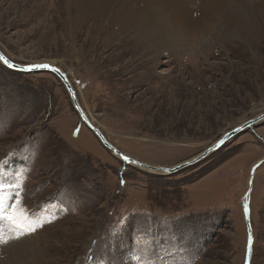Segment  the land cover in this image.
Instances as JSON below:
<instances>
[{
  "label": "rangeland",
  "instance_id": "rangeland-1",
  "mask_svg": "<svg viewBox=\"0 0 264 264\" xmlns=\"http://www.w3.org/2000/svg\"><path fill=\"white\" fill-rule=\"evenodd\" d=\"M69 1L0 0V51L59 68L125 157L171 168L264 113V0H245L255 26L240 37L207 33L186 49L134 40L144 14L147 32H169L147 0L124 2L123 17L118 0H94L81 20ZM184 1L195 19L197 0ZM231 1L208 31L236 13ZM231 19L234 31L242 17ZM0 161V196L18 191L43 225L15 239L0 223V264H264V121L193 166L152 174L104 149L55 76L0 63Z\"/></svg>",
  "mask_w": 264,
  "mask_h": 264
},
{
  "label": "bare ground",
  "instance_id": "bare-ground-1",
  "mask_svg": "<svg viewBox=\"0 0 264 264\" xmlns=\"http://www.w3.org/2000/svg\"><path fill=\"white\" fill-rule=\"evenodd\" d=\"M126 1L128 0H118V8L114 9L112 12L120 17L125 16L126 15L125 11L127 10L123 6V3ZM71 2H74L75 6L77 7L79 20H81L83 19V15L87 14L90 7H92L91 5L94 2V0H71ZM71 2L69 1V4ZM231 2H232V9L236 11V13L235 14L229 13L228 19L221 17L223 20L220 21L218 25L215 26L211 25L214 28L211 31H208L207 29L210 26V22H212V18L221 15L220 11L222 12V9L224 7V0H197L195 2V6H196L195 8H197V11L194 14L195 19L193 18V20L183 19V17L185 16L184 14H186L184 12V9L186 8V3L184 0H147V2L144 1L142 3L144 9L158 8V10L161 12V15L159 17L166 20L169 19L170 22L169 32L161 36L160 38L157 36V31L155 28H153L154 32L152 31L147 32L148 21L146 15L144 14V19L146 20V22L136 25L137 27L135 25L132 26V29L133 28L136 29L134 30L135 34L133 35L134 40H138L140 42L142 41L143 46L154 44V46L161 47L159 45V42L158 41L156 42V40L160 39L162 41H165L163 42V47L176 46L178 44L179 46L184 47V49H186V46L191 45V47H193L192 44H196L195 40L197 39L198 36L200 37L204 34L206 35L207 33H209L214 40H217L218 38L221 37L224 38L227 36L240 37L241 34L240 33L238 34L237 32L246 31L247 28L250 29V26L251 27L255 26L254 21L252 20L253 9L252 7L251 8L249 7V4L245 0H242L241 3L246 4L245 7H247V9L249 8L248 10L250 12H246L247 9H245V7L241 5L240 0H232ZM236 16L242 17V21L240 20L238 22L239 25L234 24L235 26L233 31L231 29V25L233 23L231 17H236ZM111 21L112 19H108L107 23ZM230 31L233 32L230 33ZM171 32L173 34V37H169V34ZM258 32L259 34L261 33L260 31ZM146 172L148 173L152 172V174L153 173L157 174L156 172L151 170L148 171L146 170ZM158 174L160 175L162 173H158ZM7 260H9V255L7 256Z\"/></svg>",
  "mask_w": 264,
  "mask_h": 264
},
{
  "label": "water",
  "instance_id": "water-1",
  "mask_svg": "<svg viewBox=\"0 0 264 264\" xmlns=\"http://www.w3.org/2000/svg\"><path fill=\"white\" fill-rule=\"evenodd\" d=\"M0 55L4 56L5 59H7L10 63L15 65L14 68H9L6 65H4L2 62H0L5 68H7L10 71L19 72V73H23V74L42 73L43 72V73H49V74L55 76L60 81L64 90L66 91V93L69 97V100L71 102V105H72L74 111L76 112V114L78 115L81 123L83 125H85L95 135V137L98 139V141L104 147V149L111 152V154L114 157L119 158L122 162H125V163L130 164V165L132 164V165H135L139 168H143L146 170H151V171H154L156 173H162L163 175H172L174 173H177L180 170H183L187 167L193 166V165L203 161L208 156H210L211 154H213L217 150H219L226 142L231 140L233 137L238 135L240 132L246 130L247 128H249L251 126L256 125L257 123H259L261 121H264V113H263V114L255 117L253 119L244 121L239 126L230 128L229 130L225 131L217 141H215L211 146H209L207 149H205L198 156L192 158L191 160L184 161V162H182V163H180V164H178L172 168L152 167V166H148V165L139 163V162L132 160L128 157H127V160L123 159V157H125V156L122 155L112 144H110L107 141V139L105 138V136L101 133V131L96 126H94L90 122V120L87 118L84 111L82 110V107L80 106L79 101L76 98L75 91L73 90V88L70 84V81L67 79L66 75L59 68H57L55 65H52L51 63H42V64H32V65L22 66V65H17L15 63H13L12 61H10L1 51H0ZM33 65H48V66H50V68L58 69L59 72L57 73L55 71H51V70H49V68H32ZM29 68H32V70L31 71L26 70ZM162 174H160V175H162Z\"/></svg>",
  "mask_w": 264,
  "mask_h": 264
},
{
  "label": "snow or ice",
  "instance_id": "snow-or-ice-1",
  "mask_svg": "<svg viewBox=\"0 0 264 264\" xmlns=\"http://www.w3.org/2000/svg\"><path fill=\"white\" fill-rule=\"evenodd\" d=\"M0 62L9 68H14L15 65L10 63L4 56L0 55ZM32 68H49L51 71L59 72L58 69L50 68L48 65H33ZM32 68L26 69L31 71ZM127 160V157H123ZM3 164V161H0ZM2 174V173H0ZM3 186H0L2 188ZM19 185H17V188ZM20 193L18 191L14 192L13 197L0 196V223L6 224L8 226V231L14 234L11 238L19 239L20 235H29L34 233L38 228L42 227V223L38 219H32L29 217L25 210H22V204L19 199ZM6 199H13V203L6 204ZM247 213V209H245ZM9 238L4 235V228L0 227V244H7ZM249 244H251V237H249Z\"/></svg>",
  "mask_w": 264,
  "mask_h": 264
}]
</instances>
